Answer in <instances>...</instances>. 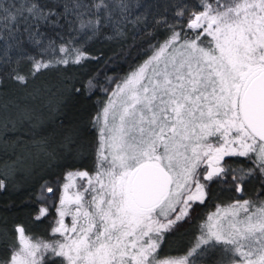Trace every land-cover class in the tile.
Returning a JSON list of instances; mask_svg holds the SVG:
<instances>
[{
  "label": "snow or ice",
  "instance_id": "1",
  "mask_svg": "<svg viewBox=\"0 0 264 264\" xmlns=\"http://www.w3.org/2000/svg\"><path fill=\"white\" fill-rule=\"evenodd\" d=\"M28 11L36 19L49 16L36 5ZM185 14L186 29L171 27L95 118L97 170L68 173L56 205L52 233L63 240L33 242L17 225L20 247L13 246L3 264H42L41 250L66 264H196L194 254L211 258L217 249L215 264H264V202L248 200L217 206L184 256H158L164 234L205 201L209 182L232 172L241 192L257 172L264 180V0H202L198 10L177 16ZM17 15L0 2L6 23ZM97 23L82 21L89 28ZM83 55L77 53L76 62ZM47 66L35 61L33 70ZM13 78L25 81L19 73ZM226 156L248 158L253 167L230 168L222 164ZM77 178L87 179V186L71 192ZM48 211L40 207L36 219Z\"/></svg>",
  "mask_w": 264,
  "mask_h": 264
},
{
  "label": "trees",
  "instance_id": "2",
  "mask_svg": "<svg viewBox=\"0 0 264 264\" xmlns=\"http://www.w3.org/2000/svg\"><path fill=\"white\" fill-rule=\"evenodd\" d=\"M0 2L18 10L14 21L6 23L0 18V117L6 108L16 111L11 100L15 105L24 103L25 111L31 112L22 121L13 116L0 120L3 130L0 137L6 143L0 153V180L5 183L0 189V264H3L17 243V225L32 236L45 234L53 217L58 197L57 178L62 171L92 164L98 137L95 116L114 84L162 45L170 36L171 27L177 32L182 27L186 29L187 14L179 17L177 13L182 9H187V13L198 10L202 0ZM122 4L127 7L122 9ZM32 5L42 7L49 13L48 18H33L28 11ZM89 19L99 23L93 28L82 25V21ZM77 53L84 54L79 62H76ZM35 61L48 66L34 71ZM17 73L25 76L24 82L13 78ZM23 94L28 98L26 101ZM51 138L56 144L66 139L69 151L58 148L57 160L44 164L45 171L37 168L30 178H21L13 170L21 157L19 148ZM228 166L237 170L253 167L248 158L239 156H232ZM236 174L240 175L238 171ZM260 179L258 172L247 178L242 183L244 195H255V200L264 198V180ZM46 182L56 190L51 197L41 192ZM236 183L239 181L233 182L232 172L228 173L227 180L217 179L208 208L240 197ZM42 206L48 207V214L36 219ZM196 229L194 219L180 229L165 233L158 252L162 255L187 253L195 244ZM193 258L202 264H215L217 260L207 261L195 254L190 259ZM48 259L52 257H46L43 264ZM53 260L61 263L58 257Z\"/></svg>",
  "mask_w": 264,
  "mask_h": 264
},
{
  "label": "rangeland",
  "instance_id": "3",
  "mask_svg": "<svg viewBox=\"0 0 264 264\" xmlns=\"http://www.w3.org/2000/svg\"><path fill=\"white\" fill-rule=\"evenodd\" d=\"M158 48L155 49V51L157 50ZM154 51V52H155ZM154 52L149 56L151 57ZM149 57L147 59H149ZM146 59V60H147ZM143 63V62H142ZM141 63V64H142ZM140 65V64H139ZM137 67V66H136ZM135 67V68H136ZM134 68V69H135ZM132 71V70H131ZM130 71V72H131ZM129 73V72H128ZM124 75L122 78H120L113 86L112 90L107 94L106 96V99H104L102 105H101V108L100 110L98 111V113H101L102 112V109L104 108L105 106V103L108 101L109 99V96L113 93V91L115 90L116 88V85L121 82L127 75ZM23 98H24V101H26V99H28L24 94H23ZM56 100V97H54L53 99V102ZM11 104H13V106L15 107L16 111H11L9 110V108H6V110H4V115H2L0 117V120H3L6 116H10V117H18V119L20 121H22V119L26 118V116H29L31 114V112L29 111H25L26 108H24V103L23 104H17L16 105L14 104L13 100H11ZM30 107H33L32 104H30ZM52 109L54 111H57V108L52 105ZM97 113V115H98ZM97 115L95 116V118L97 117ZM46 121H44L45 123ZM43 122H41V124L43 125L44 124ZM103 123V120L101 119V124ZM40 124V125H41ZM97 126V131H98V137H97V144H96V148H95V157H94V160L92 161V164L87 166V167H82V168H67L65 170L62 171V173L59 175V177L57 178V182H58V197H57V202H56V205L58 204L59 202V198L62 194V185H64L65 183H69L70 181L66 179V175L68 173H75V172H78V171H87L89 173H95L96 170H97V161H98V155H97V149L99 148L100 144H99V127L100 125L96 124ZM3 131L2 129H0V132ZM59 135V132H57V136ZM64 141H60L58 142V144H56V141H54L53 138L49 139V140H40V142L38 143H32L34 144L33 146H23V147H20L19 148V152L21 154V157L18 159V161L16 162V164L13 166V170H16V172L19 173L20 177L21 178H27L32 175V172L39 168L40 170L42 171H45V169L43 168L44 167V164H48L49 161L50 162H55L57 159V155H58V148H63V150H65V148L69 151V147H68V143L66 142V139L63 138ZM5 146H6V143L3 139H1L0 137V153L2 154V152L5 150ZM232 156H226L224 158V160L222 161V164H226L228 166V162L230 161V158ZM21 159V160H20ZM90 164V163H89ZM239 172V171H238ZM240 173V172H239ZM260 177V176H259ZM216 180V179H214ZM260 181H262L260 179ZM259 181V182H260ZM76 185H77V188H73L71 189V192H76L78 190L80 191H83V188H81L80 186L83 185V186H87V179H84V180H80L79 178L76 179L75 181ZM214 183V181L212 182H209V185H208V191L210 189V186ZM261 185V183H260ZM48 187H52L54 188V185L51 184L50 182H46L45 185L42 187L41 189V192L43 195L47 196V197H51L54 193H48L47 192V188ZM238 193V192H236ZM240 197H237V198H233L225 203H219V204H216L214 207H212L211 209H206L204 210L205 208V205L207 204V198L205 199V201L203 203H200V202H197L194 206V210L191 212L190 216L184 220L183 222H181L178 227H176L174 230L172 231H175L177 229H180L184 226H186L187 224H189V222H191V220L197 215V214H200L201 211V216H202V220L201 222L203 223V221L207 218V216L210 214V213H215L217 211V206H220L221 209H223L224 206H227V205H230L232 204L233 202L235 201H245V200H248V201H252L254 202L257 206H259L261 204V202H264V198L262 199H256L255 195H247V194H238ZM264 197V196H263ZM91 197L89 196L88 199H90ZM56 205H55V208H54V211H53V217L51 218L50 220V224L49 226H47L46 230H45V234L43 236H32V235H29V234H26L27 236H30L33 239V242H35L36 240H40V241H44V242H52V241H56V240H63V237H61L59 234H53L52 233V226H53V222L56 221L58 219V216H57V211H56ZM65 223L69 226H71V217L68 216V217H65ZM202 226V224H201ZM201 228V227H200ZM172 231H168L166 233H169V232H172ZM201 231V230H200ZM200 231L198 233V236L200 235ZM197 239V238H196ZM196 239H195V243H196ZM163 241H161L162 243ZM160 243V245H161ZM194 245V244H193ZM16 249H19L20 245L18 244V242L16 243V245L14 246ZM168 247V246H167ZM159 250V249H158ZM13 251V250H12ZM41 253L42 254H38L37 255V259L40 260L43 264V261H45L44 259L46 257H52V260H46V264H56L54 263V258L57 257L55 256L51 251H48V252H44L43 250H41ZM12 254V252H11ZM10 254V256H11ZM186 254V253H185ZM185 254H180V255H162L160 252H158V256L159 258L163 259V258H166V257H180V256H184ZM221 255V252L219 249H217L214 254L212 255L211 258H209L208 256H204L202 257V259H205L207 261H212V260H216L219 258V256ZM60 258L61 260V263L60 264H66V261L64 260L63 257H58ZM196 264H202V263H196Z\"/></svg>",
  "mask_w": 264,
  "mask_h": 264
},
{
  "label": "flooded vegetation",
  "instance_id": "4",
  "mask_svg": "<svg viewBox=\"0 0 264 264\" xmlns=\"http://www.w3.org/2000/svg\"><path fill=\"white\" fill-rule=\"evenodd\" d=\"M230 179V178H229ZM227 180V179H226ZM215 181H217V179L216 180H214V182ZM214 184V183H213ZM213 184L210 186V189H209V191H208V195H207V204L205 205V208H204V210H206V209H208V205H209V199H210V196H211V190H212V187H213ZM241 187H242V191L241 192H238L237 194H244V186H243V184L241 185ZM235 188H236V186H235ZM237 192V191H236ZM219 203H225V202H218V203H216V204H219ZM215 204V205H216ZM209 209H211V208H209ZM201 212H203V211H201ZM201 212H200V214H197L192 220H196V223H197V229H196V238L198 237V233H199V231L201 230V224H202V222H201V220H202V216H201ZM191 220V221H192ZM190 223V222H189Z\"/></svg>",
  "mask_w": 264,
  "mask_h": 264
}]
</instances>
